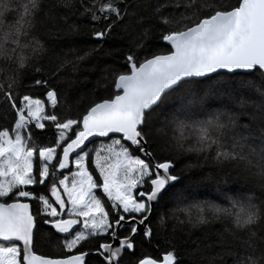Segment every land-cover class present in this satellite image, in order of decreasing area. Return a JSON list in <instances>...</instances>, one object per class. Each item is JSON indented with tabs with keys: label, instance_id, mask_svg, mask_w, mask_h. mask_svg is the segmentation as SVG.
Listing matches in <instances>:
<instances>
[{
	"label": "snow or ice",
	"instance_id": "1",
	"mask_svg": "<svg viewBox=\"0 0 264 264\" xmlns=\"http://www.w3.org/2000/svg\"><path fill=\"white\" fill-rule=\"evenodd\" d=\"M77 3L100 47L117 28L129 45L108 53L118 55L120 67L97 81L107 98L72 117L61 111L68 94H59L51 79L34 80L30 87L42 90L37 96L13 88L21 70L45 50L32 32L46 0H0V60L16 64L7 86L0 84V103L14 114L11 128L0 129V264H93V257L95 264H123L138 245L152 243L153 214L170 204L176 207L158 217L156 230L169 219L193 228L214 220L228 225L215 242L223 250L209 264L224 255L233 257L232 264H264V235L257 231L264 225V198H237L222 189L226 206L207 199L184 205L188 193L175 160L161 161L153 148V125L169 113L171 150L228 162L264 190V0H156L147 15L130 11L131 0H56L53 7ZM182 6L179 14L170 11ZM154 33L166 52L148 43ZM229 73L243 77L229 93L233 104L209 110L197 89ZM245 91L259 100L246 98ZM47 128L53 130L48 143L38 144L33 132ZM43 230L60 241L65 255L35 251ZM177 230L184 231L173 225L174 238ZM227 237L239 243L224 249ZM92 240L94 247L85 248ZM168 243L171 250L162 258L146 255L132 264H183L174 240ZM211 246L196 244L190 254L207 258Z\"/></svg>",
	"mask_w": 264,
	"mask_h": 264
},
{
	"label": "trees",
	"instance_id": "2",
	"mask_svg": "<svg viewBox=\"0 0 264 264\" xmlns=\"http://www.w3.org/2000/svg\"><path fill=\"white\" fill-rule=\"evenodd\" d=\"M131 3L134 8L130 9V11L134 10L139 14L147 15L151 11L150 6L155 5L156 0H131ZM223 3L235 4L236 0H223ZM55 4L56 0H46L44 12L39 15L36 28L32 32V35L40 39L45 50L42 55L34 57L28 66L21 70L13 88L20 95L31 94L37 96L41 94L42 90L30 87L34 80L41 78V76L51 79L58 93L62 96L67 93L69 97L68 103L62 106L61 111L75 117L78 111L83 112L93 102H100L101 99L107 98L109 94L107 91L103 89L97 90V81L109 75L107 70L119 69L120 61L118 55L109 56L108 53L109 51L127 48L129 38H121V35H119L121 29L117 28L112 36L104 41L103 46L100 47L101 42L91 38L93 29L89 22L79 16V3L72 9L53 7ZM49 9H51L50 12ZM170 11L179 14L185 9L182 6L178 9H170ZM45 13H49L54 19H50L49 15H45ZM64 17H66V20L63 19ZM72 25H78L79 31L71 32L70 28ZM156 35L154 33L153 39L149 40L148 43L153 45L154 50L166 52L165 43L156 39ZM97 48H99L98 51H92ZM81 56L85 57V59L78 61L77 57ZM66 61L68 63H65ZM61 64H64L63 68H60ZM37 66L42 67L44 71L40 74L35 73L34 68ZM57 69H60V71L53 76ZM15 71V63L0 60V84L6 87L10 82L8 77L12 76ZM241 79L243 77H233L232 74H226L225 77H216L215 80L206 83L204 87L197 89V93L199 96L204 97L209 110L223 109L225 104H233V101L229 99V93L234 89L240 88L238 82ZM209 84L214 85V87L210 89ZM111 90L115 91L114 85L111 86ZM241 94L246 98L259 100L258 95L254 92L245 91ZM245 111H249V109H245ZM183 118L181 116V119ZM198 118L203 119L204 117L200 116ZM171 119L172 116L169 113H165L160 115L159 121L153 125L155 133L153 136V148L155 155L161 161L165 158L175 160L176 172L182 175V186L188 193V198L185 200L184 205L207 199L216 204H224L226 206L227 202L220 196L222 189L230 190L228 195L237 198L251 194H255L258 197L257 202H259V198H264L260 196L264 190L254 185L251 181H246L243 176L238 175V170L230 163L217 164L210 158L198 157L196 153L171 150L168 143L174 135L172 131L174 125L169 124ZM240 119L242 122H246L248 117L241 116ZM13 120L14 114L7 103H0V129L4 127L11 128ZM157 129H162L163 132H155ZM52 131L51 128L35 130L33 138L38 144L41 142L48 143L47 137L52 135ZM41 132L46 135L42 136ZM105 142L107 141L105 140ZM99 143L100 140H97L96 144L98 145ZM162 149L167 151H162ZM189 165L191 167H188ZM184 205H181V207ZM175 207V204H170L167 208L163 206L156 208L153 214L154 235L152 243L138 245L136 255H125L123 264H132L135 260L146 255L153 258H162L166 251L171 250L168 242L173 240L177 245V251L183 260V264H209L208 258L223 250L216 246L215 243L220 238V234L224 232L225 227L228 226L221 220H214L202 227L193 228L187 223L181 226L174 219H169L166 227L156 230L158 217L163 213H167L169 208ZM179 215L181 220H185L182 213ZM173 225H176L177 229L181 227L184 229V231L177 230L175 238L172 233ZM257 231L258 236L264 235V225ZM95 243V240L89 241L84 247L92 248ZM238 243L239 241L227 237L223 248L227 249L236 246ZM196 244H199L202 248L205 244L212 245L205 250L204 255L207 258L202 259L200 255L193 257L190 254ZM35 251L48 257L65 255L60 241L55 236H49L46 230L37 233ZM232 262V256L224 255L222 260L217 259L216 264H232ZM93 264H95L94 257Z\"/></svg>",
	"mask_w": 264,
	"mask_h": 264
},
{
	"label": "water",
	"instance_id": "3",
	"mask_svg": "<svg viewBox=\"0 0 264 264\" xmlns=\"http://www.w3.org/2000/svg\"><path fill=\"white\" fill-rule=\"evenodd\" d=\"M230 74V73H229ZM213 75H215V74H213ZM201 79H204V78H201ZM99 140V139H98Z\"/></svg>",
	"mask_w": 264,
	"mask_h": 264
}]
</instances>
